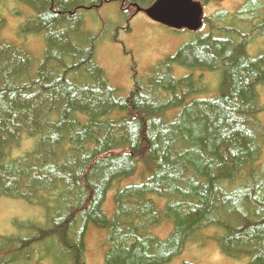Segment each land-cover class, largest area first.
Segmentation results:
<instances>
[{"label": "trees", "instance_id": "obj_1", "mask_svg": "<svg viewBox=\"0 0 264 264\" xmlns=\"http://www.w3.org/2000/svg\"><path fill=\"white\" fill-rule=\"evenodd\" d=\"M19 1L30 10L21 32L43 36L44 58L36 71L0 18V197L45 216L15 221L19 232L0 246L4 260L18 264L53 241L70 264H87L85 238L96 226L108 231L104 264H167L214 227L227 256L264 264V48L249 53L264 37V0L204 15L196 37L147 80L136 77L126 96L97 61L86 14L117 2L130 22L159 0ZM173 62L220 71L221 94L196 96L203 74L177 78ZM136 171L144 179L117 192L109 217L108 193ZM164 223L173 230L162 239L152 230Z\"/></svg>", "mask_w": 264, "mask_h": 264}, {"label": "rangeland", "instance_id": "obj_2", "mask_svg": "<svg viewBox=\"0 0 264 264\" xmlns=\"http://www.w3.org/2000/svg\"><path fill=\"white\" fill-rule=\"evenodd\" d=\"M237 3L236 0H209L206 6L201 5L203 9L199 20L201 22L203 15H214L218 10H235ZM29 12L28 6L22 1L1 0L0 2V18L4 16L7 18L4 36L8 40L14 41L12 43L16 45L24 46L33 54L37 71L44 58L45 43L43 36L24 35V32H21V27L27 21ZM85 21L87 29L92 31V34H97L98 37L97 61L104 69L110 85L117 88L122 96L130 93L136 77L147 80L151 70L161 60L174 56L184 43L196 37L195 31L187 28H172L153 18L144 10L139 11L128 22L117 2L105 4L97 10L87 13ZM128 23L130 29L126 28ZM263 48L264 37L258 36L250 43L249 53L252 56H258L263 53ZM172 70L177 78L191 74L195 78L199 73L203 74V78L197 84L201 89L196 96L214 97L222 92L221 82L223 79L220 71L193 69L177 62H173ZM257 90L259 99L264 104V83L258 85ZM259 116L260 121L264 124V110L260 112ZM262 161H264V153ZM143 179L142 174L136 171L114 185L103 206L109 217L113 216L117 192L125 186ZM44 216V210L40 206L28 203L23 199L0 197V246H8L5 239H10L13 237L12 235L19 232L18 224H15V221L18 220L21 226L22 223L29 220L43 222ZM172 230V223H164L162 226L154 227L152 232L164 239L170 235ZM219 235H221V231L217 232L214 227H207L195 233L193 238L186 243L182 253L167 264H182L184 262L250 264L249 256L240 258L227 256L217 241ZM107 238L108 231L106 229L96 226L89 227L85 238L87 264L105 263L106 251L109 247ZM4 259L0 254V264H12L11 261L8 262ZM18 262V264H70L59 254L53 241L43 245L38 244L34 257L20 258Z\"/></svg>", "mask_w": 264, "mask_h": 264}, {"label": "water", "instance_id": "obj_3", "mask_svg": "<svg viewBox=\"0 0 264 264\" xmlns=\"http://www.w3.org/2000/svg\"><path fill=\"white\" fill-rule=\"evenodd\" d=\"M153 18L172 26L198 28L201 6L192 0H160L147 10Z\"/></svg>", "mask_w": 264, "mask_h": 264}, {"label": "bare ground", "instance_id": "obj_4", "mask_svg": "<svg viewBox=\"0 0 264 264\" xmlns=\"http://www.w3.org/2000/svg\"><path fill=\"white\" fill-rule=\"evenodd\" d=\"M52 232V231H51Z\"/></svg>", "mask_w": 264, "mask_h": 264}]
</instances>
